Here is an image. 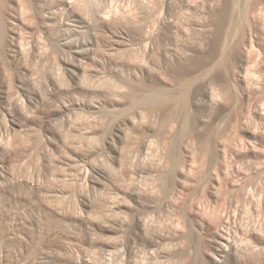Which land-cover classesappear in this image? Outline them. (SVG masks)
<instances>
[{"label": "rangeland", "instance_id": "rangeland-1", "mask_svg": "<svg viewBox=\"0 0 264 264\" xmlns=\"http://www.w3.org/2000/svg\"><path fill=\"white\" fill-rule=\"evenodd\" d=\"M182 1L0 0V264H264V0Z\"/></svg>", "mask_w": 264, "mask_h": 264}, {"label": "bare ground", "instance_id": "bare-ground-1", "mask_svg": "<svg viewBox=\"0 0 264 264\" xmlns=\"http://www.w3.org/2000/svg\"><path fill=\"white\" fill-rule=\"evenodd\" d=\"M65 1V0H64ZM67 1V0H66ZM108 1V0H107ZM169 5H171L173 2H174V0H165ZM182 1V0H181ZM189 1V0H188ZM188 1H185V0H183L182 1V6H183V8L182 9H184L185 11L186 10H188V11H193L192 9L194 8L193 7V5H191V3H190V1L188 2ZM61 2H62V0H61ZM104 2V1H103ZM191 2H193V1H191ZM105 3H108V2H105ZM110 4V3H109ZM193 4V3H192ZM195 4V3H194ZM104 5V4H103ZM106 7V6H105ZM104 7V8H105ZM193 7V8H192ZM99 10H101V9H99ZM184 10L182 11V13H187V12H184ZM190 13V12H189ZM178 16V15H177ZM100 17H102V16H100ZM176 18V17H175ZM176 21V20H175ZM192 22V21H191ZM193 23V22H192ZM192 26V25H191ZM208 28H209V26H208ZM70 72H72V71H70Z\"/></svg>", "mask_w": 264, "mask_h": 264}]
</instances>
